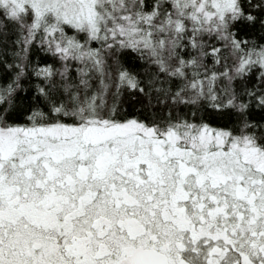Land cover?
Returning <instances> with one entry per match:
<instances>
[{
  "label": "snow or ice",
  "instance_id": "obj_1",
  "mask_svg": "<svg viewBox=\"0 0 264 264\" xmlns=\"http://www.w3.org/2000/svg\"><path fill=\"white\" fill-rule=\"evenodd\" d=\"M0 264H264V0H0Z\"/></svg>",
  "mask_w": 264,
  "mask_h": 264
}]
</instances>
